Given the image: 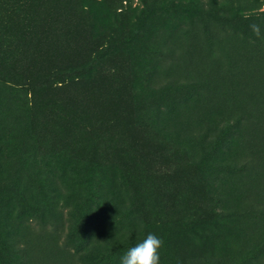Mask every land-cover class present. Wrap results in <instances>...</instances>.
I'll return each instance as SVG.
<instances>
[{
  "label": "rangeland",
  "instance_id": "1",
  "mask_svg": "<svg viewBox=\"0 0 264 264\" xmlns=\"http://www.w3.org/2000/svg\"><path fill=\"white\" fill-rule=\"evenodd\" d=\"M176 1L180 5L172 7L164 0L149 6L130 0L127 13L97 2L86 1L87 9L74 7L65 21L75 20L81 27L79 35L55 48L49 63L44 45L28 55L44 63L30 75L37 87L30 92L21 85L28 83L27 74H17L20 82L12 81L13 70L0 58V264L17 263L6 243L8 231L16 246L30 245L27 264H74L72 252L62 248L64 234L52 230L57 214L69 210L79 215V237L107 247L115 255L112 264H121L126 252L148 233L163 241L160 264H175L177 259L182 264H214L220 256L233 257L248 248L249 225L217 214L219 203L221 209L226 206L222 200L237 199L234 188L214 186L218 195H206L195 205L202 192L196 174L200 176L206 161L200 146H191L189 155H165L179 150L185 134L175 138L167 133L190 117L212 113L223 130L225 121L235 117L227 111L228 99L245 104L259 98L264 103V68L260 60L244 53L248 40L259 41L264 49V23L257 24L260 38L251 24L235 25L229 34L216 27L204 31L206 22L192 1ZM212 30L214 36H222L217 40L221 49H230L231 70L236 68L231 73L233 83L244 86L242 91L232 90L230 98L223 66L209 64L202 46ZM104 34L128 43H96L94 36ZM157 45H165L173 54L153 55ZM101 46L108 47V56L93 61ZM176 63L181 79H195L198 74L211 79L216 89L202 92L199 98L190 90L162 92L160 81L172 76ZM57 73L61 80L55 78ZM67 77L71 83L62 85L59 81ZM183 128L191 130L189 125ZM227 178L233 182L235 175ZM169 188L174 191L172 201L166 200L164 190ZM51 195L56 204L45 216L47 225L33 228V218L39 216L24 208L29 202L45 211ZM107 204H132L134 209L125 213V226L110 229L104 214ZM193 212L200 216L208 212L213 218L200 225L202 234L188 224ZM109 236L115 237L111 243ZM242 254H236L241 258L238 264H251Z\"/></svg>",
  "mask_w": 264,
  "mask_h": 264
},
{
  "label": "trees",
  "instance_id": "2",
  "mask_svg": "<svg viewBox=\"0 0 264 264\" xmlns=\"http://www.w3.org/2000/svg\"><path fill=\"white\" fill-rule=\"evenodd\" d=\"M105 3L107 6L115 9H120L119 13H127L130 0H0V58L4 61L6 67H11L13 70L14 82H20L17 74L20 77L25 75L28 83L21 84L26 86L30 91L37 88L31 82L30 75L38 72L40 65H44L37 57L28 56L32 53L35 47L44 45L49 53L47 62L49 63L52 56H55V48L65 46L68 42L77 37L80 30V25L75 20H68L66 16H71L74 7H83L85 2ZM156 0H140L142 5L149 6ZM163 1V0H162ZM166 1V2H165ZM193 6L199 17L206 22L202 30H208L210 27L218 28L217 31H222L223 34L231 33V29L235 25H248L264 23V0H191ZM165 5L179 6L176 0H164ZM67 16V17H68ZM212 34L205 38L202 46L207 53L209 64H221L223 66L226 88H228V96L233 93L232 90H243V85H236L233 83L231 76L236 73V68L231 70V64L227 57L230 54L229 47L221 49L220 43L217 41L222 36H214ZM187 35V31L184 32ZM97 42L102 40L113 44L117 42L128 43L126 39L113 38V34L107 36H94ZM263 44L259 41H246L244 53L246 57L251 55L250 59H258L260 67L264 68V49ZM107 46H101L96 49L93 61H100L107 57ZM153 55L166 57L173 53L170 49H166L165 45L156 46L152 50ZM106 55V56H105ZM184 55H179L178 61H181ZM171 58V57H169ZM182 62V61H181ZM180 62V64H181ZM171 77L166 81H160V89L164 93L186 92L193 91L199 98L202 92L212 93L216 87L213 81L204 76H195V79H181L179 71L176 69L177 63L173 65ZM32 68V69H31ZM73 68L72 70H75ZM261 69V70H262ZM171 67H168V72ZM119 72V70H117ZM264 75V74H263ZM59 73L55 75V78ZM1 79V77H0ZM70 78H65L59 81L62 85H69ZM11 82V81H9ZM79 82V81H77ZM75 83V82H73ZM206 95V93H203ZM227 111L233 113V119H227L225 127L221 130L217 124V115L212 113H205L199 116L190 117L183 121L181 130L176 126L175 130H170L167 134L181 137V146L179 150L170 151L168 156L189 155L191 146H200L201 153L206 161L202 167L200 176L196 174L197 185L201 187L202 192L197 196L195 205H200L205 201V197L209 198L211 195L217 196L218 192L214 186L219 189L218 185H223L224 190L234 188L237 194V199L229 203L222 200L226 206L221 209L219 203L218 215L227 220L243 219L251 228L250 244L248 248L241 249L238 252L243 253L242 259L251 264H264V103L260 99H247V103L242 104L235 99H228ZM173 105V103H172ZM207 109L204 111L206 112ZM113 125L115 123H112ZM189 125L191 130L183 127ZM165 131V130H164ZM223 153V154H222ZM144 156V154H141ZM174 156V157H175ZM2 169V168H1ZM2 170H0V176ZM235 175V180L231 182L228 176ZM165 175H169V172ZM173 178L172 175L169 176ZM48 180V177H47ZM17 184V183H16ZM15 184V185H16ZM214 189V190H213ZM167 201L173 200L174 191L172 189H165ZM220 191V190H219ZM221 192V191H220ZM219 192V193H220ZM225 196V194L223 193ZM56 201L55 197L51 195L50 202L45 205V211L37 204L28 202L27 207L24 208L26 212L32 211L38 214V218L34 217L35 223L33 228H42L45 224L46 214H51L54 211ZM54 206V207H53ZM134 209L132 204L128 207L124 205H106L105 216L110 220V229H118L119 226H125V213L127 210ZM94 215L98 211H93ZM58 222L54 224L52 230L64 234L62 248L72 252L70 256L75 260L74 264H106L113 263L114 254L110 253L107 247H97V245L90 244L87 237H79L78 233V217L75 212L69 210L66 213L61 212L57 214ZM208 212L202 216L196 215L193 212L192 218L189 219L188 224L194 226L196 232L202 234L203 228L200 225L207 224L213 220ZM32 222V221H30ZM31 225V224H30ZM8 231V230H7ZM9 240L6 241L11 255L15 254L16 264H27L29 255L31 254L30 245L16 246L13 243L11 232L8 231ZM115 237L109 236L108 243ZM254 241H252V239ZM253 242V243H252ZM238 252L236 254H238ZM247 252V253H244ZM98 254V255H96ZM236 254L233 257L220 256L214 261V264H238L240 257ZM12 255V256H13ZM99 256V257H98ZM177 259V258H176ZM226 260V262H225ZM99 262V263H98ZM175 264H182L177 259Z\"/></svg>",
  "mask_w": 264,
  "mask_h": 264
},
{
  "label": "clouds",
  "instance_id": "3",
  "mask_svg": "<svg viewBox=\"0 0 264 264\" xmlns=\"http://www.w3.org/2000/svg\"><path fill=\"white\" fill-rule=\"evenodd\" d=\"M250 29L257 37H261V28L253 23ZM163 241L157 235L148 233L146 238L131 247L121 259V264H160V249Z\"/></svg>",
  "mask_w": 264,
  "mask_h": 264
}]
</instances>
